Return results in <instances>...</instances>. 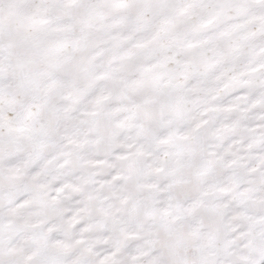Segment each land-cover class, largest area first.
Wrapping results in <instances>:
<instances>
[{
	"label": "snow or ice",
	"instance_id": "obj_1",
	"mask_svg": "<svg viewBox=\"0 0 264 264\" xmlns=\"http://www.w3.org/2000/svg\"><path fill=\"white\" fill-rule=\"evenodd\" d=\"M0 264H264V0H0Z\"/></svg>",
	"mask_w": 264,
	"mask_h": 264
}]
</instances>
